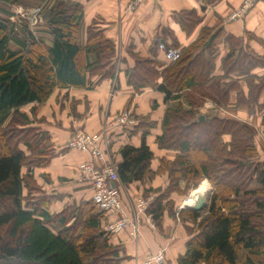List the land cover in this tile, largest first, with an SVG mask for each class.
Returning a JSON list of instances; mask_svg holds the SVG:
<instances>
[{
    "label": "trees",
    "instance_id": "1",
    "mask_svg": "<svg viewBox=\"0 0 264 264\" xmlns=\"http://www.w3.org/2000/svg\"><path fill=\"white\" fill-rule=\"evenodd\" d=\"M34 1L40 2L36 9L43 15L48 44L28 26L19 28L10 20L16 16L14 7L28 9L26 0H0V264H122L121 249L109 243L102 227L105 219L93 201L51 214L52 199L42 194L33 175L23 174L24 168L47 167L57 155L49 134L33 126L36 120L23 109L33 105L34 115L57 89H94L115 77L118 61L115 44L94 25L87 30L86 44H81L80 4ZM200 1L204 13L219 0ZM175 18L187 34L203 20L195 10ZM220 36V30L202 29L174 63L133 55L129 86L137 94L153 89L164 95L165 103L174 102L164 115L157 144L178 154L153 171L154 154L144 135L139 147L120 149L118 176L128 186L168 175L167 189L153 199L148 214L157 226L166 212L194 222L180 264H264V162L259 160L256 130L235 117L201 113L206 102L230 112L243 106L255 114L258 108L264 126V104H259L264 76L253 74L264 69V56L254 53L244 38L228 36L224 75L218 76ZM177 46L175 41L168 47ZM231 76L245 79L249 89L248 96L239 94L234 108L230 95L240 87ZM145 122L139 128L155 126L145 127ZM204 180L214 189L207 211L182 209L177 217L171 195H184Z\"/></svg>",
    "mask_w": 264,
    "mask_h": 264
},
{
    "label": "crops",
    "instance_id": "2",
    "mask_svg": "<svg viewBox=\"0 0 264 264\" xmlns=\"http://www.w3.org/2000/svg\"><path fill=\"white\" fill-rule=\"evenodd\" d=\"M74 1L80 4L84 11L81 44L83 46L86 44L89 27L94 25L101 29L106 38L115 44L117 72L114 78L100 82L92 90L57 89L46 104L37 106L34 115L31 113L33 105L23 109L33 120H36L33 126L49 134L50 143L57 153L47 167L23 169L24 175H33L42 194L52 199L48 207L51 214H59L71 205L89 202L93 198L91 185L80 180L78 173V166L85 161H94L93 158L67 147L77 131L98 134L107 130L109 152L118 163L122 161L120 149L125 145L139 147L144 135L147 145L154 154L153 171H158L162 160L176 159L178 154L176 151L161 149L157 144V138L162 135L164 115L174 102L165 103L164 95L153 89H145L137 94L134 88L129 86L127 71L135 66L133 55L143 59L155 58L167 63L164 54L159 50L160 43L173 46L176 41L178 46L175 48H187L197 40L202 29L210 28L221 31V36L216 41L218 48L216 75H224L222 60L229 51L225 43L228 36L244 38L254 53L264 56V0H259L244 19L235 21H231L230 16L241 7L243 0H219L207 7L204 13L200 0H146L133 14L126 12L131 0ZM194 10L203 20L191 34H187L175 17L176 14ZM253 74L263 77L264 69H256ZM231 77L239 80L240 87L239 91L235 90L230 95V104L234 108L238 103L239 94L242 92L248 96L249 89L245 79L238 76ZM208 103H205L201 109L202 114L215 112L220 117H235L249 124L253 121L258 127L262 126L264 135L262 117L258 115L251 118V112L246 107L241 106L230 112L215 109L213 103H211L212 107H208ZM259 104H264V91ZM124 109L132 111L134 119L138 122L137 126L117 128L113 125L117 115ZM40 120L44 121L38 123L37 121ZM143 122H145L144 126L148 123L155 126L139 128ZM224 139L226 142L230 140L229 137ZM260 142L259 134L255 143L259 151V160L264 162V151L260 147ZM95 164L98 166L99 163ZM168 185L167 174L158 175L144 183L123 185L121 194L127 214L131 215L133 200L146 194L156 198L167 189ZM193 190L195 189H191L189 193ZM171 196L176 211L180 197ZM107 224L108 220H104L103 229ZM140 226L141 234L137 239H133L128 232L108 236L109 243L121 249L120 254L124 257L122 264H143L149 255L159 250L166 251L168 264H180V258L187 252V242L193 236L192 229L195 226L193 221L175 219L166 212L160 226L155 223L152 226L145 218L140 220Z\"/></svg>",
    "mask_w": 264,
    "mask_h": 264
},
{
    "label": "built area",
    "instance_id": "3",
    "mask_svg": "<svg viewBox=\"0 0 264 264\" xmlns=\"http://www.w3.org/2000/svg\"><path fill=\"white\" fill-rule=\"evenodd\" d=\"M145 1L131 0L126 9L127 13L136 12ZM258 1L243 0L241 7L231 14L230 20L244 19ZM38 10L40 11V9ZM159 50L164 54L168 63L178 61L182 55L181 49L168 47L165 43L159 44ZM207 106L212 107V104L208 103ZM137 124L138 122L134 119L132 112L126 110L120 118L114 121L113 125L117 128H129L137 126ZM108 145L107 130L100 134L77 131L72 136L67 147L70 150L90 155L94 160L81 163L78 166V173L80 180L91 185L93 190L92 201L97 211L103 215L105 220H108L105 228L106 233L111 236L128 232L133 239H137L141 234L140 220L142 218H145L154 226L152 217L148 214L152 200L143 197L133 200L131 215L127 214L121 194V182L118 176L117 164L109 158ZM95 163H99L100 166ZM143 264H168L166 251L159 250L149 255Z\"/></svg>",
    "mask_w": 264,
    "mask_h": 264
},
{
    "label": "rangeland",
    "instance_id": "4",
    "mask_svg": "<svg viewBox=\"0 0 264 264\" xmlns=\"http://www.w3.org/2000/svg\"><path fill=\"white\" fill-rule=\"evenodd\" d=\"M40 4V2H36L34 0H26L25 4L26 6H28L27 8L28 9H21L20 7H15L13 8V11H14V14H16L15 17H11V21L12 22H16L19 26V28L21 26H28L30 28L31 31H34L35 32V35L41 39H44L46 44H48L47 42L49 41V36H48V32H47V29H46V26H45V23H44V19H43V15L40 13V11L38 9H36L37 5L36 4ZM130 3V2H129ZM128 7V6H127ZM126 7V9H127ZM30 8V9H29ZM140 9V8H139ZM127 12V11H126ZM129 14V13H128ZM130 14H133V13H130ZM175 48V47H173ZM181 49V48H179ZM167 62V61H166ZM168 63V62H167ZM169 64V63H168ZM208 103V102H206ZM126 110L128 109H124L122 110L118 115L117 117L115 118L118 119L120 118V116L123 114V112H125ZM258 108H257V111L255 114H251L250 117L251 118H254L255 116H260L259 112H258ZM132 112V111H131ZM262 117V116H261ZM114 120V121H115ZM250 121V120H249ZM245 123V122H244ZM251 124L247 123L248 125L252 126L253 128H255L256 130V135H259L260 134V147L262 148V150L264 151V135H263V132H262V126L259 125V127L257 125H255L253 123V121H250ZM258 129V130H257ZM88 133V132H87ZM90 134H95V133H90ZM100 134V133H98ZM109 158L112 162L118 164V162L116 161L115 157L112 156V154L109 152ZM204 182H207L209 184V191H210V195H209V200H208V204L210 202V199H211V196L213 194V187L212 185L207 181V180H204ZM204 182H201L200 185L198 186V188L204 183ZM120 185V184H119ZM120 188H123V185L121 184L120 185ZM182 188H185V186L183 185ZM198 188H195L198 189ZM193 190V191H195ZM122 191V190H121ZM192 191V192H193ZM188 192H186L184 195H178L180 198L178 200V203H179V207H178V210H176L175 212L177 213V217H178V212L182 209H180V207L183 206V203H185L187 201V199L190 197V195L192 194ZM174 196L177 194H173ZM141 197L145 198V199H151L153 201V199L155 198V196L153 197L152 195H142ZM172 198V196L170 197V199ZM133 202V201H132ZM207 208L204 210V212H206ZM204 212H202L201 214H203ZM192 231L194 232L195 231V226L194 228L192 229Z\"/></svg>",
    "mask_w": 264,
    "mask_h": 264
},
{
    "label": "bare ground",
    "instance_id": "5",
    "mask_svg": "<svg viewBox=\"0 0 264 264\" xmlns=\"http://www.w3.org/2000/svg\"><path fill=\"white\" fill-rule=\"evenodd\" d=\"M210 195L209 184L204 182L198 189L192 192L190 197L184 203V209H193L197 205L205 203Z\"/></svg>",
    "mask_w": 264,
    "mask_h": 264
},
{
    "label": "water",
    "instance_id": "6",
    "mask_svg": "<svg viewBox=\"0 0 264 264\" xmlns=\"http://www.w3.org/2000/svg\"><path fill=\"white\" fill-rule=\"evenodd\" d=\"M201 119H203V117ZM208 200L205 203L199 204L195 208L189 209V210H191L197 214H201L208 207ZM182 209H184V208L182 207Z\"/></svg>",
    "mask_w": 264,
    "mask_h": 264
}]
</instances>
